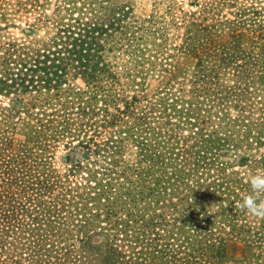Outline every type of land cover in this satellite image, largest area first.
Segmentation results:
<instances>
[{"label": "rangeland", "instance_id": "1", "mask_svg": "<svg viewBox=\"0 0 264 264\" xmlns=\"http://www.w3.org/2000/svg\"><path fill=\"white\" fill-rule=\"evenodd\" d=\"M115 4L131 10L129 16L133 18L128 17L126 24L136 17L139 23L147 19L143 25L148 29L136 32L139 39L132 40L135 48L124 45L127 39L120 34L121 30L115 31L111 25H104L109 21L100 18L111 12ZM151 15L159 22H148ZM102 22L103 26H100ZM93 23H97L94 27L102 32L99 37L104 39L106 52L111 43L114 47L108 55L110 59L97 58L96 62L103 60L120 72V65L127 63L126 60L131 63L138 59L146 67L133 77L140 86L121 78L125 89L126 82L129 83L121 97H129L136 90L155 102L161 117L156 119L157 122L150 119L144 122L137 119V110L131 109L123 121H115L112 114L96 111L98 124L87 130L92 135L87 144L85 132L77 131L74 136L65 133L53 141V147L47 153L49 160L39 161L37 165L34 157L28 155V164L36 165L42 173L49 171V175L56 178L47 191H38L35 183L28 188L27 182V187L19 192L24 209L20 210L21 205L17 203L21 200L19 197L14 210L39 222V225L35 223L38 227L35 232L56 234L59 247L75 245L69 257L63 259L65 264L72 261L75 264H131L132 261L136 264H185V259L187 263L189 260L195 262L188 257L190 251L187 248L179 249L175 261L157 251V245L163 247L165 241L152 239V225L147 224V247L144 246L146 240L142 243L139 230L145 229L142 220L157 223L159 215L175 214V210L167 208L171 204L161 200L172 199L173 203H179L177 197L184 202L193 196L199 207L193 206L187 212L176 209L179 214L172 215L177 219H171V224L182 225L185 215L196 213H201L200 216L208 213L216 220L227 222L223 228L216 224L223 238L222 254L215 256L211 263H200V259H196L195 264H264V218L249 214L242 201L244 194L252 191L251 176L257 170H264V0H0V127L5 126L7 130L9 122L5 119L8 116L10 121L16 122L15 130L6 133L10 139L4 138L3 151L8 148L10 152L15 148L19 152L27 132L38 123L36 113H50L55 107V100L44 105L36 102L33 95L37 94L34 92L40 84L46 86L41 88L43 93H60L52 89L53 83L42 82L41 78L47 76L41 70L53 67V63L50 64L55 55L53 52L70 48L74 40H66L65 32L74 35ZM80 43L79 40L74 42ZM133 48L135 51L130 58L127 52ZM162 54L166 59H162ZM65 56L71 57L67 52ZM164 61L173 63L176 69L169 64L159 66L158 63ZM36 65L39 66L36 68ZM52 69L60 72L57 67ZM174 70L175 74L172 73ZM67 71L68 83L63 84L64 88L71 85L90 89L111 81L102 74L97 83L90 84L86 81V73L73 75L75 71L71 64ZM19 76L26 79L25 84L31 85L25 94L15 92L9 86L12 79ZM34 85L39 86L34 89ZM66 97L76 100L71 95ZM22 98L32 104L23 107ZM102 99L103 96L89 104L97 110L103 104ZM62 101L63 98H59V102ZM67 105L71 109L74 106L71 102L64 104ZM119 105L125 108L123 101ZM109 112L118 113L114 105ZM38 117L44 119V115ZM75 117L78 122L84 120L78 114ZM108 118L115 124L102 121ZM5 123L8 126L3 125ZM142 130H146V136L151 138V149L156 148L164 160L169 156L168 165L181 169L176 180L169 178L170 182L164 183L166 193L158 195L155 189L142 191L145 190L142 186L132 184V180L129 182L132 172L129 168L138 159L141 162L146 159L143 164L155 174L154 179L158 174L164 180V173L171 172L169 177L176 175L175 169L168 170L167 165L154 162V155L146 158L137 155L139 149L132 137ZM180 146L189 150V154H185L187 161L185 158L180 161L174 155ZM168 151L172 153L168 154ZM177 162H194L196 165H191L188 171L183 166L180 168ZM52 167L57 172H51ZM2 171L0 164V193L3 194L12 186L7 179L11 176ZM30 182L34 179L30 178ZM183 183L190 191L182 186ZM52 215H56L55 218ZM234 217L247 222L239 221L243 227H231L229 224H233L230 221H235ZM120 223H124L123 226ZM186 230L190 231L189 228ZM194 233L191 230L190 235ZM9 235L11 237L0 233V240H5L0 242V264H59L55 257L58 254L54 252L56 243L53 242V249L49 245L52 241L46 239L49 236H43V241L37 244L42 253L49 255L42 254L38 258L46 261L35 257L29 262L27 253H32L31 250L16 248L21 245L12 238V233ZM22 237L20 240H26L31 235L23 234ZM6 240L13 241L14 245H9ZM215 243L216 249L221 250L220 244ZM44 247L49 251H44ZM109 255L111 260L107 262L103 258ZM141 256L147 261L140 259ZM172 259L173 263L170 262Z\"/></svg>", "mask_w": 264, "mask_h": 264}, {"label": "trees", "instance_id": "2", "mask_svg": "<svg viewBox=\"0 0 264 264\" xmlns=\"http://www.w3.org/2000/svg\"><path fill=\"white\" fill-rule=\"evenodd\" d=\"M129 15H131V10L122 9L120 5L115 4L112 6L111 12L106 13L105 17H100L101 20L103 21L107 20L109 21V23L102 22V24L100 23V26H103V23H104V25H108V26L111 25L115 31L121 30L120 34L124 36L123 37L124 39H127V42L124 43V45H127V47L131 48V46L134 47L135 45L133 44V41H136L139 39V36H137L136 32L140 33V30L145 31L148 28H146L143 25L144 24L143 22L147 21V19L139 23L137 20L138 17L132 19L131 23L126 24V20L128 19V17L133 18L132 16H129ZM152 20L153 22H159L158 18L155 15H151V19H149L148 22H152ZM94 25L97 26V23H93L92 26L89 25L90 28L88 29L81 28L82 32L80 31L78 33H74V35L72 32H68V33L65 32L64 38L66 40L73 38L74 40L73 43H71L70 48H66L67 50H65L64 52H59V51L53 52L55 55H54V58L50 61V64L53 63L52 64L53 67L59 68L60 72L54 71L52 69L53 67L50 68V66L47 67V69L41 70L47 76L46 79L41 78L42 82L47 83V84L53 83V85H51L52 89L56 91H60V93L57 92L54 95H49L47 93H43L42 92L43 90H41L42 87L43 89H45L46 86L40 84V87H37L36 89L35 87L39 85L33 86L35 89L34 93H37L36 95H33L36 102H39L44 105H47V104L50 105L52 101L55 100L54 101L55 107L53 108L52 112L50 111V113H46V112L36 113L37 117L35 118L38 119V123L32 126L31 130L27 132L26 138L21 143L23 148L19 149V152H17L15 148H12L10 152H8V148H7V151H5V149L3 151V148H2V145H4V138L10 139L6 135V133L8 134L13 129L15 130L16 122L10 121L9 116H8V119H5V122L6 121L9 122V126L6 123L3 124V125L8 126L7 130L5 126L0 127V142H1L0 143V146H1L0 147V164L3 167V171H2L3 174L5 173V171H7L8 175L11 176V177H7V179L11 182L10 185L12 186V188H9L7 192L3 194L0 193V218H1L0 233L4 234L6 237L7 236L11 237L9 233H12L13 234L12 238L15 240V242L21 245V247L16 246V248H19L20 250L30 249L32 253H27L29 255V258H27L29 262H33L35 260V257L38 258L39 255H42V254H44L46 257L49 256L48 253H42L41 249L38 248L40 247L38 246L40 245V243L38 242L43 241L44 239L43 236L44 237L49 236V238H46V239L52 241V244H49V245H51L53 249H54L53 242L56 243L55 247L57 249H54V252L58 254V255H55V257L58 259L59 264H65L64 260L67 257H69L70 251H72V248H75V245L72 244V246H70L69 248L59 247V244H58L59 241L57 239L58 237L56 234H54L53 232L45 233V234L43 233L40 234L38 232H35V229L38 228V227H35L36 226L35 223L39 225V222H34L33 221L34 219L32 220L27 215L25 216L23 213H19L16 209L14 210V208L17 206L15 205L16 200H19L21 198L19 192H21L22 189L27 187V182H28V188L36 184V189L38 191H43V190L47 191L46 188H49L52 182L56 178L53 174L49 175V171L42 173V171L39 170V168H37L36 165L28 164V160H26L28 155H31L34 157L37 165L40 164L39 161L45 162L46 160H49L48 159L49 154L47 153H50L51 148L53 147V144H52L53 141L57 140L56 138L58 137L65 136V133L75 135L77 131H83L85 132V136L87 138V140L85 141V143L87 144L89 140H92V135H89V133H87V130L94 129L97 126L98 121L96 120L97 118L96 114L98 113H96V111L98 110H102L105 113L112 114L111 117L113 119L115 118L116 119L115 121L117 120L123 121V117L125 115L128 116L130 114L131 109L137 110L136 111L138 115L136 116L137 119L144 120V122L148 119L157 122L156 119L161 117V115H158L157 113L158 109L157 108L155 109V106H156L155 102H153L152 100H149L148 98L143 97V95H141L140 93L139 94L136 93V90L131 96L129 95V97L128 96L121 97V95H123L122 90L123 89H124L123 91L127 90V87H128L127 84H129L128 82H126V85H125L126 89H125L123 86V83L121 82V78L125 77L126 80L130 82H135L133 77L139 74L141 70H144L146 67L143 63H140L138 59L134 60L131 63H129V60H126L127 63H123L120 65L122 69V72H120L117 70H113L111 65L105 64L103 60L96 62L97 58L103 59L104 57H106V59H110L108 55H110L109 54L110 52H113L114 47L111 43L109 45L110 48H108L109 52H106L105 44H103L104 39L99 37V35L102 32L100 33V31L97 30L98 28H95ZM112 38H113V35H112ZM77 40L81 42L79 45L74 44V42H76ZM134 48L130 49L129 53L127 52V55L130 58H132L131 55L135 51ZM45 50L46 49H43V51ZM66 52L69 55H71V57H66L65 56ZM73 56L75 58H72ZM163 58L166 59V57H164L162 54V59ZM143 62L147 63L148 61L143 60ZM73 63H76L77 66H75ZM69 64L72 65L75 71V73L73 74L74 76L75 75L83 76L86 73L87 75L86 81L89 82L90 84L93 81L97 83L98 82L97 79L102 74L103 75L105 74L107 79H110L111 81L107 83H103V84H96L94 87H91L90 89L89 88L84 89L80 86L72 87L71 85L68 88H64L63 84L66 85L68 83L67 82V79H68L67 78L68 76L67 68ZM158 64L161 67H163L165 64L167 65L169 64L171 67L176 69V65L170 62L164 61L163 63L159 62ZM129 65L133 67H129ZM38 66L39 65H36V68ZM172 73L175 74L176 70H174ZM25 80H26L25 78L19 76V78L17 79H12L11 81L12 84H9V86L11 88H14L15 92L20 91L21 93L25 94V91H27L29 87L31 86V85L28 86L27 84H25ZM134 84L136 86H140L141 83H138L136 81ZM87 87L89 86L87 85ZM48 89H50V87H48ZM42 95H44V97H42ZM67 95L69 96L71 95L76 100L74 99L68 100L66 97ZM82 96H84V98H82ZM102 96L104 97V99H102L103 104H101V106H98V109L95 110L94 108H92L91 104H89V101H93L94 99L102 97ZM59 98H63L62 103L59 102ZM120 101L124 102V105H125L124 109L121 108V106L119 105ZM69 102H71L74 105L72 109L68 107V105L66 107L64 106V104H69ZM23 104H24L23 107H26V106H29L28 104H32V102L30 101L29 103L27 100H25V98H22L21 105ZM112 105H114V108L117 110L118 113L109 112V108ZM34 107L37 108V106H34ZM74 107L77 108L76 111H74ZM39 110L40 109L38 108V111ZM159 113H162V111L159 110ZM45 114L47 115V117H45ZM76 114L80 115L81 117H84V120L83 121L80 120L81 122H78L77 120L78 117H75ZM38 115H44V119H39ZM113 119L111 120L109 118L107 120L102 119V121H105L111 125H114L115 123ZM147 123L148 122H146V124ZM158 127L160 128V125ZM142 132H144L145 134ZM147 134L148 132L146 130H142L141 133L137 132L135 133V137H132L133 139H136L135 145L137 149H139V152H137V155L138 156L140 155L142 158H146V156L149 157V156L154 155V158H153L154 162H158V165L160 164H165V166L167 165L168 170L175 169L176 175L169 177L171 172L164 173L165 174L164 177L166 178V180H164L162 175L158 174L159 176L157 175L156 178L154 179L155 174H152L149 171V168L146 169L145 165L143 164V162H146V159H142V162L138 159L137 161H135V164L130 166L129 171H132V172H131V177L128 179H130L129 182L131 180L133 181L132 184L136 186L137 185L142 186L145 189L142 191L149 192V191H154L152 189H155L159 195L160 192H164V193L167 192L166 187L163 186L164 183H169L170 182L169 178L176 180V177H178L181 174V173H178L181 169L168 165L169 164L168 161L170 160L169 156H166L164 160L162 155L159 154L160 152L158 153L157 151H155L156 148L151 149V147H153V144L151 143V138H148L146 136ZM13 141H14V138H13ZM153 149H154V153H153ZM176 149L180 153H178L177 151V152H174V155H176L180 161H183L182 159L184 158H185V161H187L185 154L188 155L189 150H187L185 146L184 147L180 146ZM149 151H151V153ZM171 153H172L171 151H168V154H171ZM149 160L152 162V159H149ZM122 162L126 163V160H123ZM177 163L179 164L180 168L183 166L184 169L188 171L191 170L192 168L191 165L193 166L196 165V163L194 162L188 163V164H185V163L182 164V162H177ZM150 167H152L153 169L152 165ZM157 167H160V166H157ZM50 171L53 173L57 172V170H55L53 167L50 169ZM157 173L158 172L156 171V174ZM39 176H41V178ZM50 177H52V180H50ZM30 178L34 179V182L31 183ZM147 183L149 185H147ZM185 185L187 186L186 183L182 184V186L186 188V190L190 191V188H188V186L185 187ZM152 186H155V188H153ZM167 189L172 190V188H169V187ZM114 191H116V186H114ZM188 198H189L188 200H184L183 202L181 198L177 197V199L180 200L179 203H173L172 199H166L163 201L161 200L160 202L166 204L165 201H168L171 205L167 208H172V210H175L174 212L175 214H179V211L176 210L178 208L180 210L182 209L185 212H187L189 211L191 207L198 206L197 203L195 204L193 196H189ZM21 201L23 202L22 198L17 203L21 205L20 210H23L24 206L21 203ZM186 205L189 208H183V206L185 207ZM38 209H40V207H38ZM217 213L218 212H216V214ZM175 214H171L170 212L168 215H166L167 217H162V215H159L158 217L159 219H156L158 220L157 223L153 221L146 222L145 220H142V222L144 223L145 229L142 231L139 230V234H141L139 236L140 238L143 239V241L141 240L142 243L144 242V240H146L145 245H144L145 247H147V244H148L147 242L148 239L146 237L147 224H150L152 225V230L150 234L154 235V238L152 239H156L158 241H161V240L165 241L163 247L161 244L159 245L156 244L157 247L159 246L157 251L162 254L165 253L171 258H175V261L178 260L176 255H179V249L181 248L182 249L187 248V250L190 251L189 253H187L188 257H190V259H195V262H191L189 260L188 263H187V259H185V262H186V263L184 262L185 264H190V263L195 264L197 263L196 259H200V263L202 261L203 262L205 261V263H211L212 260H214L215 256L217 255L220 256V254H222L223 245L221 243L223 242V238L220 236V231L218 230V226H216V224L220 225V227L223 228L222 226L227 225L226 221L216 220L215 217H211V215L208 213H205L203 216H200L201 213L200 214L196 213L192 215L191 214L185 215L186 217L184 221H182L183 222L182 225H179L176 223L171 224L170 223L172 222L170 221L171 219H173V221L177 219L176 217L172 218V215L175 216ZM52 216L55 218L56 215H52ZM234 220L235 221H232V222L230 221V223H233V224H229V226L233 227L234 225H238L239 227H243L244 225L241 226V224H239V221H242L241 223H243V221L244 223L247 222L246 219H240L237 217H234ZM56 222L61 224L60 221L56 220ZM120 224L121 226H123L124 223H120ZM186 228L187 229L189 228L190 231L186 230ZM191 230L193 231V233L195 232L193 235H190ZM30 232H32L33 234H31ZM23 234H27V235L30 234L31 238L26 237V240H20L24 238L22 237ZM202 238L206 240L203 241L201 240ZM81 240L84 241V239H81ZM3 241H5L4 238H3ZM3 241L0 240V242L2 243ZM7 242L11 246L14 245L13 243H11L13 241H7ZM215 242L220 244L219 247L221 248V250L216 249ZM5 245L7 244L5 243ZM161 248L163 249L160 250ZM43 249L44 251H47V250L49 251V249H47L46 247H44ZM181 253H183V251H181ZM78 256H81V255L79 254ZM156 257L159 258V255ZM74 258H76L75 255H74ZM128 258L131 259L130 255L128 256ZM103 259H105L108 262L109 260H111V256L109 255ZM140 259L142 260L145 259V262L147 261L146 260L147 258H143V256H141ZM153 259H156V258L154 257ZM153 259L151 261H153ZM37 260H43L44 262L46 261V259H42V258H38ZM130 261H132V259ZM170 262L173 263V259ZM68 263L69 262H66V264ZM71 264H75V262L72 261ZM131 264H136V262L132 261Z\"/></svg>", "mask_w": 264, "mask_h": 264}, {"label": "clouds", "instance_id": "3", "mask_svg": "<svg viewBox=\"0 0 264 264\" xmlns=\"http://www.w3.org/2000/svg\"><path fill=\"white\" fill-rule=\"evenodd\" d=\"M250 183L252 191L242 197L243 208L254 217L264 218V170H257Z\"/></svg>", "mask_w": 264, "mask_h": 264}]
</instances>
